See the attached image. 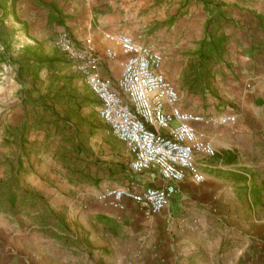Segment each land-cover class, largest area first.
I'll return each instance as SVG.
<instances>
[{
    "label": "crops",
    "instance_id": "crops-1",
    "mask_svg": "<svg viewBox=\"0 0 264 264\" xmlns=\"http://www.w3.org/2000/svg\"><path fill=\"white\" fill-rule=\"evenodd\" d=\"M30 1L57 35L118 53L103 58V79L117 82L126 61L104 34L142 37L164 54L160 72L182 110L236 122L196 127L217 151L196 156L204 183L188 175L170 207L147 219L130 202L107 209L99 195L162 186L158 175L133 174L128 150L127 166L87 157L56 111L29 108L15 72L0 79V264H264V0H213L212 13L200 0ZM210 34L224 40L222 59L202 64Z\"/></svg>",
    "mask_w": 264,
    "mask_h": 264
},
{
    "label": "built area",
    "instance_id": "built-area-1",
    "mask_svg": "<svg viewBox=\"0 0 264 264\" xmlns=\"http://www.w3.org/2000/svg\"><path fill=\"white\" fill-rule=\"evenodd\" d=\"M104 39L126 56L122 75L115 83L101 77L99 66L103 58L116 59L117 52L106 49L102 55L93 45H76L66 33L58 34L54 45L99 102V119L127 147L130 171L154 173L163 181L162 186L142 192L131 187L108 189L99 195L100 202L119 212H124L130 202L151 219L170 207L177 185L188 175L195 183H204L196 156L214 158L217 151L198 134L196 127L232 126L236 117H204L182 110L176 87L160 72L164 56L155 45L123 33H106Z\"/></svg>",
    "mask_w": 264,
    "mask_h": 264
},
{
    "label": "rangeland",
    "instance_id": "rangeland-1",
    "mask_svg": "<svg viewBox=\"0 0 264 264\" xmlns=\"http://www.w3.org/2000/svg\"><path fill=\"white\" fill-rule=\"evenodd\" d=\"M14 11L10 12L5 21L6 39L10 42L12 57L21 58L28 49H32L45 61L56 58L60 62L52 71H40L32 78L31 83L33 87L37 86L35 88L40 90L42 97L46 96L51 88L53 95L60 93L61 87L65 86L68 90L65 93L69 99L56 103L54 107L58 114L56 123L63 128L68 139L66 141L72 138L77 140L79 151L87 157H92L94 161L106 164L105 161L113 163V160L120 159L127 166L129 157L125 145L107 133L106 125L97 114L98 102L95 96L85 80L56 49L54 41L57 31L52 24H45L44 10L38 9L30 0H19ZM12 74L13 68L0 63V79H8ZM185 80L183 88L192 90L188 80ZM46 101L50 106L54 103L50 99Z\"/></svg>",
    "mask_w": 264,
    "mask_h": 264
},
{
    "label": "trees",
    "instance_id": "trees-1",
    "mask_svg": "<svg viewBox=\"0 0 264 264\" xmlns=\"http://www.w3.org/2000/svg\"><path fill=\"white\" fill-rule=\"evenodd\" d=\"M18 1L19 0H0V63L13 68L16 74V80L24 86L23 93L26 96V99L28 100L27 104L32 111L41 108L45 111L54 112L56 103L69 99L65 93L68 92V90L64 88L65 86L63 85L64 87L60 88V93H57L56 95L52 94L53 89L51 88V90L48 92L50 95L48 96L47 94L46 96L42 97L39 93L40 90L35 88L37 86L33 87V83L31 82H33L32 78L40 71H52L54 68H57V65L60 62L57 61L56 58H51L45 61L43 57H40L36 52L32 51V49H28L25 55L18 59H14L11 55V45L6 39L7 36L5 33V21L8 19L11 11L15 12L14 10ZM36 1L41 2L40 0ZM200 1L205 5L206 11L209 13H212L215 8H218V5H215L213 0ZM39 4L42 6L41 3H38V5ZM43 7L49 10L50 19L51 16L53 17L56 14V11L51 5H43ZM211 24V21H209L208 32L209 25ZM223 44L224 40L222 38H214V36L210 34L209 38H206V40L201 43L200 63L219 62L222 59ZM69 64L72 65L70 62ZM46 99L52 100L54 102L53 105H48Z\"/></svg>",
    "mask_w": 264,
    "mask_h": 264
}]
</instances>
